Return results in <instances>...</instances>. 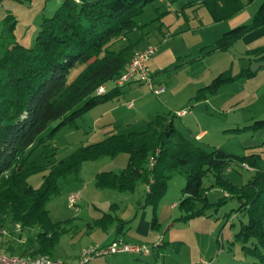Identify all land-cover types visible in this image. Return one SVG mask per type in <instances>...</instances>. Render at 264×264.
<instances>
[{
	"label": "trees",
	"instance_id": "1",
	"mask_svg": "<svg viewBox=\"0 0 264 264\" xmlns=\"http://www.w3.org/2000/svg\"><path fill=\"white\" fill-rule=\"evenodd\" d=\"M154 1L61 0L53 15L42 19L32 47L15 41L0 44V246L7 255L53 258L65 228L50 219L45 204L58 193V180L77 175L86 161L125 154L127 164L120 172L95 175L97 189L133 193L141 184L146 189L144 206L151 207L155 215L166 195L168 181L178 174L186 181L177 203L182 221L211 217V212L216 213L226 199H234L238 203L234 212L246 219L236 236L244 254L254 260L246 264H264V171L260 168L259 152L246 149L242 157L226 155L183 136L167 123L169 116L165 114L155 116L140 133L110 134L59 161L53 159L50 140L60 128L73 125L84 113L118 95L124 85L142 82L116 84L111 93L105 90L102 95L96 94L98 87L116 81L137 53L136 43L119 42H127L128 33L144 27L137 25L136 16ZM253 1L198 0L195 4L208 11L212 23H220L232 19ZM263 28L264 0L250 24L225 32L213 51H226L248 33ZM246 54L249 67L252 63H264V46L248 49ZM249 67L236 75H218L205 90L213 95L221 86L253 77L255 72ZM76 70L78 73L69 81ZM200 98L199 94L195 100ZM50 124L53 127L47 137H41ZM259 129H264V120L232 132ZM37 147L41 148L40 164L29 161L30 153ZM236 168L248 173L241 186L227 178ZM35 175H41L36 188L29 183ZM208 176L212 183L204 187L203 180ZM210 188L221 191L217 202L209 201ZM79 203L80 197L75 212ZM104 222H117V234L129 229V222L106 214L98 223L105 229ZM227 224L231 226V221ZM158 225L153 216L150 228L156 230ZM151 253L149 250L147 257ZM209 264L217 263L211 260Z\"/></svg>",
	"mask_w": 264,
	"mask_h": 264
},
{
	"label": "rangeland",
	"instance_id": "2",
	"mask_svg": "<svg viewBox=\"0 0 264 264\" xmlns=\"http://www.w3.org/2000/svg\"><path fill=\"white\" fill-rule=\"evenodd\" d=\"M162 1L156 0L145 5L143 12L135 19L139 27H144L128 33L127 42H119L120 45L134 42L136 49L153 46L163 51L161 59L153 57L152 62L147 65L150 68L147 67L150 82L124 85L119 88L118 95L84 113L73 122V125L60 128L50 140V145L54 148V160L59 161L75 150L96 143L110 134L140 133L157 115L168 114L167 123H171L183 136L192 139L187 128H196L197 123L215 131L224 122L231 121L233 114L242 119L241 116L244 117L251 111L262 110L259 105L254 108H243L247 98L252 97L255 82L246 83L247 78H240L231 84L221 86L216 90V93L220 90L217 95L216 93L212 95L205 89L222 73L236 75L241 69L248 68L246 51L248 48L264 46V34L257 35L255 39L252 37L249 40L238 41L226 51H213L217 40L230 30L226 28L227 23H212L208 11L195 4L198 0ZM262 1L254 0L245 7L246 13L252 12L250 22ZM60 3L61 0H0V44L15 41L25 47H32L42 19L51 17ZM157 65L159 70H154ZM78 71H73L68 80L71 81ZM149 84L155 90L163 88L164 93L156 96L150 90ZM104 88L109 94L117 85L114 80H110ZM199 94L201 98L195 100ZM214 96L218 99H212L215 101L210 107L202 104L205 102L204 99L215 98ZM230 97H233V100L226 102ZM135 99H138L137 102H133V107L127 110L124 103ZM224 100L226 103H220ZM237 100L240 101L237 104L239 109L236 113L229 112L226 116L227 107ZM183 107L187 113L195 110L194 117L191 116L189 119L176 117L175 111ZM111 108L116 110L110 112ZM52 127L53 124H50L41 137L46 138ZM40 157L41 148L37 147L30 153L29 161L40 164ZM126 164L125 154L86 161L77 175L58 180V193L51 196L45 204L50 219L63 224L65 228L56 245L55 257L65 263L76 261L75 264H78L83 250L103 249L117 241H124L128 245H144L152 251L149 257L127 254L134 256L135 260L128 264H209L211 259L217 264H246L254 261L244 254L242 243L236 236L241 223L246 219L234 212L238 207L234 199H226L216 213L211 212V217L209 215L182 221L179 220L181 212L178 208L173 212L169 209L173 201L178 203L181 190L186 183L178 174H174L168 181L167 193L158 205L159 209L155 215L151 207H141L144 205L142 194L145 189L141 184L137 185L133 193L95 187L96 174L118 173ZM227 178L235 185L241 186L246 183L248 173L236 168L227 174ZM29 183L34 188L38 187L41 175L32 176ZM211 183L210 176L204 178V187L210 186ZM71 194H79L82 199L77 212L67 207ZM221 196L222 193L217 188L208 190L210 202H217ZM138 203L142 205L139 207ZM135 213L137 216H134ZM144 213L150 226L153 216L159 225L156 230H150V234L156 237L143 238L140 240L142 243L125 241L123 237L129 229L117 234V222L113 224L104 222L107 225L105 229L98 225L105 214L115 218L120 214L128 217L127 220L132 218L131 222L139 224ZM228 221H231V226L227 224ZM113 229L116 238L109 240L108 234ZM103 243L105 244L102 245ZM108 257L111 256L96 257L84 264H102Z\"/></svg>",
	"mask_w": 264,
	"mask_h": 264
},
{
	"label": "crops",
	"instance_id": "3",
	"mask_svg": "<svg viewBox=\"0 0 264 264\" xmlns=\"http://www.w3.org/2000/svg\"><path fill=\"white\" fill-rule=\"evenodd\" d=\"M160 2H163V1L160 0ZM246 11L247 10L244 9L239 14L234 16L232 19L227 20V21H223L220 23H227L226 28H228V29H232V28L240 26V25H248L250 22V17L252 16L250 14H252V12L246 13ZM220 25H224V24H220ZM218 29L223 30V28H218ZM260 34L261 35L264 34V28L260 31H253V32L248 33L240 41L249 40L252 37H253V39H255V37L257 35H260ZM145 48H147V46L137 48L136 52L142 51ZM248 49H251V48H248ZM153 57H155L156 59H158L160 57V59H161V57H163V51H161V49L157 48V51L155 52V54L148 60V62H147L148 66L152 62ZM246 62H248V61L246 60ZM252 64H254V63H252ZM242 68H244V67H242ZM154 70H159V66L157 65ZM250 81H255L254 87H253L252 97L247 98V100L244 102L245 105L243 106V108H245V107L254 108L255 106L259 105L262 107V110H260L258 112L251 111V113L246 114V116H244V117L241 116L242 119H239L240 117H237L235 114H233L231 121L224 122L223 124H221L219 126L218 130H215V131H212L210 128L201 126L200 123H197L196 128L189 127V128H187V130H188L189 134L192 136L193 140H195L199 143H202L209 148H216L226 155L235 156V157H242V156H244V154L247 151L259 152L260 157H261L260 168L264 171V129H259L256 131H246L244 133H233L232 132V130H234V129H240V128H243L245 126L251 125L253 122L264 120V66L258 68V70L255 72V75L253 77L249 78L246 81V83H251ZM229 87H231V86H229ZM158 89L162 90L161 94L164 93L163 88H158ZM219 91L220 90H218V92ZM217 93H216V95H217ZM214 97L215 98L205 99L204 100L205 102H202V104H206L210 107L212 102L215 101L212 99H218L217 96H214ZM138 99H135V101H132L134 99H132L131 101H127L126 103H124V105L126 106L129 103L133 104V102L134 103L137 102ZM232 100H233V97H230L226 102H230ZM226 102H225V100L220 101V103H223V104ZM238 103H240V101L237 100V102L230 104L229 107H227V109L225 111V115L227 114L226 116H228L229 112L236 113L237 109H239L237 107ZM234 106H236V107H234ZM230 108H232V110H229ZM126 109L129 110L130 108H127V106H126ZM115 110L116 109L111 108L110 112H114ZM182 111H185L186 114L184 116L180 117V119H189V117H191V116L194 117V113H195L194 111L195 110L191 111L190 113H187L185 107H183L181 110H177L175 112H182ZM246 149H248V150L246 151ZM145 193H146V189L143 190L142 199L144 198ZM81 200L82 199H80V201ZM138 204H139L138 205L139 207L142 205L140 203H138ZM114 206H116V208H118L117 205H114ZM141 207L145 208L144 205H142ZM158 209L159 208L157 207L156 211H158ZM169 209H170V211L173 212L175 209H177V203L173 201L171 203V205L169 206ZM134 216H137V214L135 213ZM171 216H172L171 217V219H172L173 215H171ZM141 217H142V220L140 221V223L135 224V221L131 222L133 220L132 218L127 220L128 217H126V216L124 217L120 214L117 215L116 218L121 219V220L126 221V222H131L130 226H129V230L127 231V233L123 237V239L125 241L134 242V243H142L140 240H142L143 238L156 237V235L150 234L151 228L147 222L146 214L144 213V216H141ZM262 229L264 232V213H263V217H262ZM115 234H116V232L114 231V229L110 230V232L108 234L109 240L113 239V238L115 239L116 238ZM128 235L130 237H128ZM104 244L105 243H103L102 245H104ZM111 257H108L107 258L108 260H106V261H102L103 262L102 264H128L130 261L135 262V260L133 259L134 256L127 255V254H120V255H115V256H111ZM53 258L60 260L59 258L55 257V255ZM135 259H138V258H135ZM75 262L76 261H71V262H66V263L64 262V263L65 264H75Z\"/></svg>",
	"mask_w": 264,
	"mask_h": 264
},
{
	"label": "built area",
	"instance_id": "4",
	"mask_svg": "<svg viewBox=\"0 0 264 264\" xmlns=\"http://www.w3.org/2000/svg\"><path fill=\"white\" fill-rule=\"evenodd\" d=\"M156 52V47H147L146 49L137 52L134 57L126 66V70L120 75V77L115 81L118 86L132 81H142L150 82L149 71L146 66L147 61ZM150 90L154 92L157 96L161 93V89H153L151 84H149ZM105 92L104 86L97 88L96 94L102 95ZM127 108H132V103L127 105ZM185 114L184 111L177 112L178 117H182ZM79 202V196L77 194H72L68 198V208L76 210L77 203ZM19 226H16L18 231ZM120 254H132L136 256L147 257L149 255V249L144 245H128L124 241H117L110 246L97 249V248H87L82 251L80 260L78 264H84L89 262L91 259L101 256H114ZM0 264H65L63 261L51 258L49 256H36V257H19L10 256L4 253L0 247ZM206 264V263H201Z\"/></svg>",
	"mask_w": 264,
	"mask_h": 264
},
{
	"label": "water",
	"instance_id": "5",
	"mask_svg": "<svg viewBox=\"0 0 264 264\" xmlns=\"http://www.w3.org/2000/svg\"><path fill=\"white\" fill-rule=\"evenodd\" d=\"M264 63L263 62H258V63H254L250 66V69L252 72H256L258 70V68L263 67Z\"/></svg>",
	"mask_w": 264,
	"mask_h": 264
}]
</instances>
